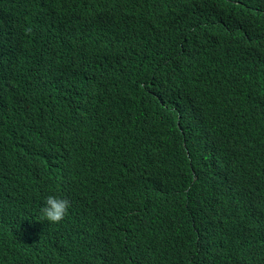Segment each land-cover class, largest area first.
I'll return each mask as SVG.
<instances>
[{"label":"trees","instance_id":"trees-1","mask_svg":"<svg viewBox=\"0 0 264 264\" xmlns=\"http://www.w3.org/2000/svg\"><path fill=\"white\" fill-rule=\"evenodd\" d=\"M263 196L264 0H0V264H264Z\"/></svg>","mask_w":264,"mask_h":264},{"label":"clouds","instance_id":"clouds-1","mask_svg":"<svg viewBox=\"0 0 264 264\" xmlns=\"http://www.w3.org/2000/svg\"><path fill=\"white\" fill-rule=\"evenodd\" d=\"M90 87H91V84L89 85L88 83L82 91L83 95H87L89 93ZM178 119H179V123L177 125L176 130L178 134L180 135L181 144H185L187 142L192 141L194 139V137H192L191 135L192 121L184 117H179ZM62 136L69 137L71 135L69 134L68 131L64 130L62 131ZM263 201H264V196H263ZM69 207H70V202L68 199L58 198V197L50 195L46 198L45 205L44 207L41 208L40 211L42 213L43 219L51 223H59L67 215ZM136 239L139 240L140 245L143 249L142 252L144 253V255L136 262V264H144V262H146L145 261L146 257H148L149 260L153 257V252L150 248L151 245L149 246L147 244L149 246L148 253H147L146 248L144 247V243H147V242L141 236H138V235H136Z\"/></svg>","mask_w":264,"mask_h":264}]
</instances>
